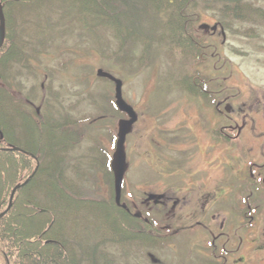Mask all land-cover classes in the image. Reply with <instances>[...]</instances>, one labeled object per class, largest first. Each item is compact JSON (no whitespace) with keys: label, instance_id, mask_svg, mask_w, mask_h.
Wrapping results in <instances>:
<instances>
[{"label":"rangeland","instance_id":"rangeland-1","mask_svg":"<svg viewBox=\"0 0 264 264\" xmlns=\"http://www.w3.org/2000/svg\"><path fill=\"white\" fill-rule=\"evenodd\" d=\"M28 7L30 10L21 7L19 15L30 14L34 21L50 19L58 27L46 50L38 46L42 31L36 24L26 35L20 34L18 25L13 28L18 34L10 32V37L25 48L30 61L15 57L7 65V81L23 97L31 95L35 107L44 112L50 102L77 119L90 120L86 138L69 152L68 166L85 196L109 199L108 178L89 160L94 148L95 156L108 153L113 157L119 121L125 119L112 106L115 82L99 78L98 70L122 81L123 97L137 114L126 141L128 165L122 198L135 213L153 217L158 230L170 233L172 239L162 246L139 247L136 241L126 252L111 246L107 251L112 254L103 253V257L112 255L114 264H206L210 236L205 229V198L195 197L210 185V173L215 177V201L223 190L228 191L219 181L223 171L245 170L248 159L264 163V24L231 21L226 26L221 17L224 3L201 1L197 10L204 51L200 65L183 64V57L167 44L162 49L155 46L147 62H142L143 46H139L129 53L131 62L121 64L113 55L119 50V41L111 31L97 32L102 37L97 41L86 27L63 20L58 12L39 14L35 7ZM254 26L256 36H246L245 30ZM31 37L36 45L32 41L33 48L28 49L24 42ZM99 42L107 55H102ZM36 46L37 51L45 52L35 55L32 49ZM197 71L207 82L209 98L179 86L184 75ZM231 142L244 146H230ZM81 172L80 179L76 174ZM196 228L201 231L194 233ZM108 261L101 259L98 264ZM0 264H6L1 253ZM255 264H264V257Z\"/></svg>","mask_w":264,"mask_h":264},{"label":"trees","instance_id":"trees-1","mask_svg":"<svg viewBox=\"0 0 264 264\" xmlns=\"http://www.w3.org/2000/svg\"><path fill=\"white\" fill-rule=\"evenodd\" d=\"M201 1L209 3V0L11 1L7 40L4 53H0V244L4 246L0 245V253L6 264H83L85 261L98 264L101 259H109L107 264L113 260L111 264H114L112 255L103 257V253L112 254L107 251L111 246L126 252L136 241L140 242L137 246L144 247L166 245L172 239L158 230L153 217L144 219L128 205L124 206V198L117 203L112 155L95 156L94 148L89 160L108 178L112 191L109 199L82 194L74 175L69 174V152L86 138L89 119H77L63 106H53L50 102V108L44 112L42 107L33 108L25 102L30 95L13 93L15 89L7 81V65L15 57L29 62L30 56L10 37V32L17 33L13 28L18 25L20 34L26 35L31 25L36 24L42 31L38 46L46 50L52 44V32L58 27L50 19L34 21L30 14L19 15L21 7L27 6V10H30L28 6L35 7L39 14L47 10L58 12L63 20L86 27L87 33L96 36L97 41L102 38L97 32L111 31L119 41V50L113 55L121 64L131 62L129 53L139 46H143L142 62H147L155 46L162 49L167 44L183 57V64L191 61L200 65L204 51L198 36L197 10ZM220 2L224 3L221 17L226 26L231 21L264 24V7L259 4L264 0ZM253 28L249 27L244 34L256 36ZM33 39L27 38L24 46L33 48L32 43L36 45ZM105 49L101 48L103 56L107 55ZM32 50L35 55L42 52L37 51V46ZM206 85L199 72L184 75L179 83L182 89L203 99L210 97ZM112 104L119 111L115 100ZM76 176L81 179L83 173Z\"/></svg>","mask_w":264,"mask_h":264},{"label":"flooded vegetation","instance_id":"flooded-vegetation-1","mask_svg":"<svg viewBox=\"0 0 264 264\" xmlns=\"http://www.w3.org/2000/svg\"><path fill=\"white\" fill-rule=\"evenodd\" d=\"M11 1L0 0V28L4 27L6 30L0 53H4L7 40ZM13 93L20 94L16 89ZM25 102L35 108L31 95ZM234 145L240 149L244 146L240 142L230 143V146ZM212 178L215 177L210 173L208 175L210 185L200 196L195 197L199 200L203 196L205 198V229L208 237L210 236L206 264H255L256 261H260V257H264V163H258L255 158L248 159L245 170L236 171L233 168V171L227 173L223 171L219 181L228 191L223 190L215 201ZM148 204L151 203L146 205ZM197 223L199 225L202 222ZM199 230L194 229V233ZM220 238L221 242H218Z\"/></svg>","mask_w":264,"mask_h":264},{"label":"water","instance_id":"water-1","mask_svg":"<svg viewBox=\"0 0 264 264\" xmlns=\"http://www.w3.org/2000/svg\"><path fill=\"white\" fill-rule=\"evenodd\" d=\"M5 40V29L4 27L0 28V48L2 47ZM98 75L100 77L108 78L111 81L115 82L116 84V104L118 108L128 114L131 119L129 120H122L119 123V140H118V147L114 154V159L112 162L113 172L115 174V192H116V200L120 203L121 200V193H122V184L124 180V176L127 169V161H126V153H125V142L126 137L129 134L131 127L137 120L136 113L134 109L128 105L123 99L122 93V81L116 79L111 74L104 72L103 70H98ZM16 189L13 191L11 201L14 197Z\"/></svg>","mask_w":264,"mask_h":264}]
</instances>
